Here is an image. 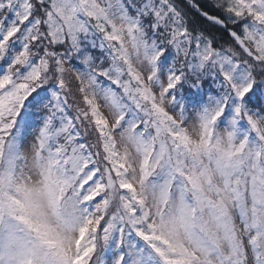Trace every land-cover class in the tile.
<instances>
[{"label": "snow or ice", "instance_id": "snow-or-ice-1", "mask_svg": "<svg viewBox=\"0 0 264 264\" xmlns=\"http://www.w3.org/2000/svg\"><path fill=\"white\" fill-rule=\"evenodd\" d=\"M0 264H264V0H0Z\"/></svg>", "mask_w": 264, "mask_h": 264}]
</instances>
